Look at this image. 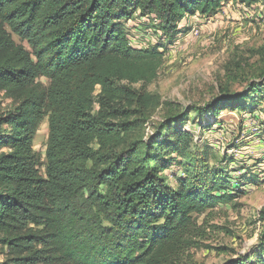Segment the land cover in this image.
<instances>
[{"label": "trees", "instance_id": "1", "mask_svg": "<svg viewBox=\"0 0 264 264\" xmlns=\"http://www.w3.org/2000/svg\"><path fill=\"white\" fill-rule=\"evenodd\" d=\"M228 1L264 7L0 0V92L12 103L0 114V264H182L203 233L196 219L252 188L231 176L232 157L176 126L192 113L244 112L263 98V76L240 93L220 89L204 107L179 113L166 103L172 113L157 124L150 116L162 101L146 91L184 22L214 18ZM135 16L166 44H131L124 27ZM44 122L41 162L33 142ZM258 218L264 240V206Z\"/></svg>", "mask_w": 264, "mask_h": 264}, {"label": "rangeland", "instance_id": "2", "mask_svg": "<svg viewBox=\"0 0 264 264\" xmlns=\"http://www.w3.org/2000/svg\"><path fill=\"white\" fill-rule=\"evenodd\" d=\"M184 26L188 31L168 44L156 80L146 87L162 101L150 116L152 124L172 113L166 103L179 113L190 106L204 107L220 89L227 87L229 93H240L264 77V7L246 8L228 1L216 17L188 18ZM124 29L136 48L166 44L149 22L136 16ZM14 40L19 43L16 37ZM257 97L256 102L245 101L247 108L242 113L226 110L217 118L192 113L177 123L176 129L191 133L197 143L209 145L215 154L232 157L233 178L243 184L253 183L232 204L196 219L203 233L197 238V247L182 258V264H224L244 259L264 262L263 224L258 218L264 206V89L263 98ZM11 108V100L0 92V114ZM208 125L214 126L206 130ZM153 132L151 125L143 131L146 137ZM46 139L44 122L33 142L41 162ZM2 260L0 254V263Z\"/></svg>", "mask_w": 264, "mask_h": 264}, {"label": "built area", "instance_id": "3", "mask_svg": "<svg viewBox=\"0 0 264 264\" xmlns=\"http://www.w3.org/2000/svg\"><path fill=\"white\" fill-rule=\"evenodd\" d=\"M193 34L197 35V31H193Z\"/></svg>", "mask_w": 264, "mask_h": 264}, {"label": "crops", "instance_id": "4", "mask_svg": "<svg viewBox=\"0 0 264 264\" xmlns=\"http://www.w3.org/2000/svg\"><path fill=\"white\" fill-rule=\"evenodd\" d=\"M203 20H206V18H202ZM201 20V19H200Z\"/></svg>", "mask_w": 264, "mask_h": 264}]
</instances>
